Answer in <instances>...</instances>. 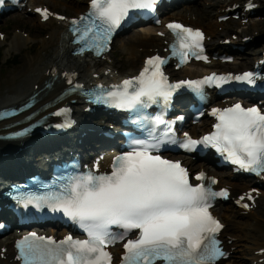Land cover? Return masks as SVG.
Wrapping results in <instances>:
<instances>
[{
    "label": "snow or ice",
    "instance_id": "6c2138e0",
    "mask_svg": "<svg viewBox=\"0 0 264 264\" xmlns=\"http://www.w3.org/2000/svg\"><path fill=\"white\" fill-rule=\"evenodd\" d=\"M157 3L158 0H90V11L71 22L73 32L79 33L76 42L84 45L80 51L95 49L99 54L132 11H154ZM36 11L44 19L50 15L47 9ZM167 27L175 36L172 54L181 63L187 62L189 56L208 60L202 31L180 23ZM166 63L159 55L149 57L138 76L97 95V102L136 112L138 124L165 125L163 136L168 137L172 122L166 121L163 114L150 117L144 110L153 104H168L174 92L185 86L203 99L206 85L222 88L238 81L255 86L261 79L254 72L235 76L212 73L203 79L173 84L163 71ZM211 115L217 121L214 131L201 139L186 133L180 147L195 150L198 145L211 146L240 169L257 175L264 173V110L236 103L213 108ZM153 140H132L131 150L115 157L110 173L89 171L62 181L58 190L40 195L18 194L16 199L25 208L46 206L62 212L85 231L87 238L74 239L69 235L57 241L33 232L17 242V259L23 264H112L107 246L138 230L139 235L124 244L122 264H216L226 255L217 239L224 226L209 209L213 198H227L228 190L216 192L204 183L193 185L180 162L153 154L161 144L176 140L155 136ZM205 179L208 177L203 172L196 176L198 181ZM211 182L217 183L214 178ZM114 225L125 230L121 236L111 233Z\"/></svg>",
    "mask_w": 264,
    "mask_h": 264
},
{
    "label": "bare ground",
    "instance_id": "6f19581e",
    "mask_svg": "<svg viewBox=\"0 0 264 264\" xmlns=\"http://www.w3.org/2000/svg\"><path fill=\"white\" fill-rule=\"evenodd\" d=\"M41 2L52 3L54 4V6L59 5L63 9L76 10L79 13L82 12L80 10L84 8L81 2L75 0H48ZM261 2L262 6H264V0H261ZM225 5L226 4L222 1H217L214 3L210 2V4L207 6L206 4L200 2L198 5H187L184 7V11H190L189 14H187L186 12H177L176 14L181 16L185 20H187L189 17L191 21L195 22L196 26H204L206 28V31L210 35H212L216 39H220V37L222 36L231 35L228 25L225 26V29L222 32L218 31V27L221 25L217 21V17L219 16L218 12L220 9L225 8ZM193 15L196 16L195 19L193 18ZM17 18L18 17H16L15 19ZM53 21L54 20H50V22ZM31 22L32 20L30 21L29 19V21L26 23L30 24ZM252 24L256 27L259 23L258 21H253ZM31 27H33V22ZM64 28L65 26L63 22H60V25L57 24L56 26H53L51 28L50 39L43 42L45 46V53H39L31 57L28 56L24 60V65L21 66L18 73L12 72V78L10 77L11 80L10 82H8L7 86L9 92L12 93L9 95L7 92L3 94L0 93V106L20 104L33 92L43 89L46 81H55L53 88L44 89L39 94L38 99H40L41 102H39L27 114L34 110H37L45 103L52 101L55 97H58L60 95L61 90L65 87V84L61 79L62 74L65 71L76 70L77 72H79L81 80L87 78L89 80H92L93 74L98 71H92L93 69L91 67L89 57L81 59L80 57H76L71 54L73 46L69 44V38L67 39ZM154 34V28L149 26L143 29L134 30L131 34L124 38V42L121 48L127 54V57L123 59V61L131 65V72H128V75L134 74L136 72L134 71V69H136V64L139 61L143 60L142 53L138 52L136 49L137 44H140V46H142L145 51L146 49H148L146 44H148L149 41H154L159 44L160 39L159 37L153 36ZM144 37H146L147 42H145ZM27 42H29L28 38H24V36L21 35L15 36V43L16 46L19 47L18 49L24 46ZM211 45L215 46L216 41H213ZM47 48H50V50ZM256 53L257 50L254 48L244 55H239L238 59L235 61V67L249 64L254 60L252 56ZM224 66L229 67L230 65ZM209 70V67L202 64H197V66L186 68L185 70H183V73L186 75H202L209 72ZM36 85L39 86L38 89H35ZM78 98L79 97L75 98L77 99V103L72 104V107L75 109V116H77L80 120L77 128L78 130L83 126H87L88 128H90V126L87 125L88 123L86 124V118L88 114L84 113L83 111L86 104L82 99ZM70 100L68 101L70 102ZM21 118L22 116L18 119L5 122L0 125V128L4 127L5 125H9ZM205 123L206 119H204L201 124L205 125ZM1 131L4 132L3 130ZM1 131L0 133H2ZM84 131H87V129L82 130V132ZM39 139L40 138H38V141L34 142V145H32L27 151H24L20 155L14 154V149L9 150L11 149V147L18 146L19 142H16L17 144H14V142L9 143L0 141V147L6 146L7 148H9L5 149L6 151H3L0 148V152L8 156L4 157L2 153H0V161L2 159V161L0 162V170L3 172V174L6 176H12L20 172L22 173V170L24 172H28L32 167H35L38 164L39 159H37L36 157L38 154L37 152L40 151V154L46 153V150H49L52 146H54L56 144V140H58L51 138ZM14 164H17V166L15 165V167H12L11 165L14 166ZM189 164H191L192 168H199V165L197 164L191 162H189ZM22 167L25 168L23 169ZM214 173L217 172L214 171ZM220 177L222 184L231 185L235 192L238 188L241 189V191L247 189L246 186H248V184L246 183V181H243V178H240L239 180H232L230 174L227 172L221 173ZM217 212L220 214L221 218L227 225L223 232V238L225 239V242L231 239V246H237L231 256L232 260L227 261L225 264H251L252 262L258 261L260 257L256 255V252L261 248H264V198L261 206V211L259 213L250 212L246 214L234 205L223 206L222 204L218 206ZM54 231V229H51V232ZM61 234L63 235L64 233L62 232ZM0 244V248L1 246H8V258L2 259L0 257V264H15L10 260V258H12L14 255V252L12 250V242H8V238H5L0 241ZM231 246L226 243V247L228 249H230Z\"/></svg>",
    "mask_w": 264,
    "mask_h": 264
},
{
    "label": "rangeland",
    "instance_id": "374dc122",
    "mask_svg": "<svg viewBox=\"0 0 264 264\" xmlns=\"http://www.w3.org/2000/svg\"><path fill=\"white\" fill-rule=\"evenodd\" d=\"M82 6H84V8H82L81 10L85 9V4H83ZM53 9L60 11V12L61 11L64 12V9L59 5H55V7L53 6ZM65 10H66L65 13L68 15H75L77 13L76 10L75 11H72L71 9H65ZM21 17H23V18L19 19V20L13 19L12 17H11L12 19H9L10 17H8V18H5L3 20V22L0 23V31H3V32L8 34L7 43L5 45L0 44V93L1 94L7 92L9 95L12 93V92H9V90L7 89L8 82H10V80H11L10 77L12 78L13 73H18L21 66L24 65V60L28 56H30V57L35 56L39 53L44 54L45 53V50H44L45 46H44L43 42L50 39L49 36L51 34L50 30L53 26L52 23L42 24V25L38 26L37 25L38 22L34 17H26V16L24 17V15H21ZM263 17H264V10H262V14H261L260 18H263ZM26 19H28V20H26ZM29 19H30V21L32 20L33 27H31L32 22L30 24L26 23L29 21ZM258 28L260 30L259 38H261V39H259L257 41V43L255 42L254 44H252L251 47H249L250 49L247 50V51H250V50L255 48V49H257L256 54H258L264 48V45H260L264 42V22H259ZM17 29H21L22 31H24V29H25L28 32H31L32 40H30L28 43H26L20 49L16 48L17 50L15 49L14 51L9 52V51H11L10 50L11 46H9V45H11L10 42L12 41L13 36H15L14 34L16 33ZM129 34H131V32H127V33L121 35L117 39V43H116L114 52L111 54L115 60V65H116L115 67L121 71H128L131 68L130 64L125 63L123 60L121 63V60H120V59L126 57V55L123 52V50L121 49V47H122V43L124 42V38L126 36H128ZM144 40H145V42H147L146 37H144ZM149 43H150V41H149ZM149 43L146 44V46H149L150 45ZM31 45H34V46H31ZM141 48H142V46H140V44H137L136 49L141 50ZM47 49L50 50V48H47ZM255 55H253L252 57L255 58ZM106 63H108V61L102 62L101 66L106 65ZM251 64H252V62H250L249 64H246V65H243V66H239L237 68H233V69L234 70L246 69V68L251 67ZM94 65L95 64H93L92 67ZM139 66H140V61L136 64L135 68H137ZM125 67H127V68H125ZM6 90H8V91H6ZM39 154H40V151H39ZM197 169L198 168H194L193 170L196 171ZM225 263L226 262H224L223 264H225Z\"/></svg>",
    "mask_w": 264,
    "mask_h": 264
}]
</instances>
